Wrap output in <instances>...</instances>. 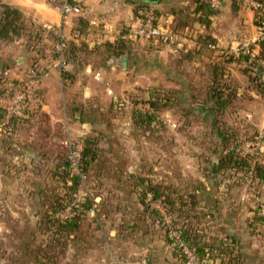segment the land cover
<instances>
[{"label":"rangeland","instance_id":"374dc122","mask_svg":"<svg viewBox=\"0 0 264 264\" xmlns=\"http://www.w3.org/2000/svg\"><path fill=\"white\" fill-rule=\"evenodd\" d=\"M243 26L242 46H218L217 50L235 55L236 50L250 49ZM27 28L24 23L18 36L0 39V62L10 65L0 69H6L10 82L24 81L11 97H1V106L9 114L28 111L10 147L5 148L0 140V264H189L184 247L190 250L194 264H199L181 237L184 229L196 233L202 242L224 245L211 258L217 263L223 258L225 264H264V182L251 173L256 162L264 165V95L251 88L246 73L230 65L224 76L230 86L225 91L233 94L236 85L238 90L221 110L218 124L224 129L260 133L253 140L250 134L244 135L237 148L241 154H252V165L248 172L233 168L212 178L208 164L217 160L213 153L217 140L200 110L213 86L209 65L222 59L217 50L212 59L194 53L187 56L191 49L177 52L174 45L182 47L180 32L178 42L171 45L139 37L143 47H154L153 53H147L139 84L123 86L117 80L118 85L111 86L101 76L100 84L82 88L78 80L63 76L66 69L50 68L56 59L57 34L31 39ZM31 65L45 72L34 94L26 90ZM52 70L60 72V79L48 85L54 78ZM152 88L162 93L157 106L149 99ZM185 89L189 96L183 102ZM134 94L141 99L136 104ZM134 107L150 111L155 118L136 125ZM82 109L96 112L92 116L96 123L88 121ZM87 137L97 141L99 158L110 165V173L104 174L106 167H92L72 190L73 177L81 173L79 162ZM232 140L238 145L236 135ZM47 157L71 162L67 181L47 172ZM6 164H10L6 168L11 170L9 176ZM40 182L47 189L45 206L39 205L42 199L36 201L32 196ZM152 186L161 191L150 192ZM59 195L69 203L76 198L79 204L83 221L73 236L59 238L54 226H38L39 215ZM167 197L183 211L172 213ZM70 205L56 216L65 219L73 210ZM220 251L227 254L221 257Z\"/></svg>","mask_w":264,"mask_h":264},{"label":"trees","instance_id":"16d2710c","mask_svg":"<svg viewBox=\"0 0 264 264\" xmlns=\"http://www.w3.org/2000/svg\"><path fill=\"white\" fill-rule=\"evenodd\" d=\"M77 1V0H73ZM264 1V0H261ZM195 2V8L193 12L189 13V15L186 17V22L185 24L189 25L190 28H194V26L199 23L201 25H208L209 24V19L210 16L215 13L213 10V7L211 6L210 0H194ZM60 3V0L58 4ZM145 3V4H144ZM143 4H138L137 7V13L139 9L145 7V6H150L144 1ZM235 6H239L241 4L240 0H234ZM82 4V3H81ZM83 8V6H82ZM83 12V11H82ZM157 12V11H156ZM80 15V14H79ZM140 17V15L138 14ZM255 20L256 24L259 26L261 22V15L260 11L256 12L255 15ZM24 23H28V28H27V37L34 39V38H44L46 35H52V33H56V38H57V43H56V59L53 62H56L58 58L60 57L61 50H60V45L62 42H65V47L63 49V55L65 60L67 61V64H69V54L73 53L76 51V49H79L80 47H76L73 44L67 43V39L63 37V33L58 31L57 29L53 28H47L44 27L43 25L36 24L33 21H29L24 13L18 9L17 7L0 2V39L6 40L12 36L19 35L20 29L23 28ZM184 23V22H182ZM183 24V25H185ZM174 31L178 32L177 29H173ZM125 40L130 41H136L140 40L139 36L136 34V32H132L131 34L129 33V36H123L122 37ZM159 43L166 44V42L163 39L157 40ZM178 42V41H177ZM124 41H119L116 43V45H112L114 49H124ZM259 44L262 48V58L255 53L253 54V49L250 47V49H243L239 50L237 54L235 55H230L226 51H222L223 53H219L220 56H222L220 61H213L211 62L210 66V71H209V77L211 78V82L213 84L211 87V94L209 95L208 98H206V105L205 107L201 108L200 112H203L204 117L209 119V127H211L210 133L214 134V138L216 141V148L213 150V153L215 154V157H217V160H212L209 161L208 168H209V174L211 177L215 178V176L221 174V173H227L229 172L230 169H244L245 172H248L252 165L253 161V156L252 154H241L239 151H237V148L241 146L242 144V138L244 139V135L250 134L249 139L253 140L257 138V135L260 133L255 129L254 132L252 131H243L242 128L240 129H230V128H222L218 124V118L221 113H223L221 110L225 109L234 94H237L238 86L234 84V89H233V94H228L225 91V87H229L230 84L226 83L227 81L225 80L224 76L228 73V70L230 69V65L233 64L234 66H241V72H244L247 74V76L250 79V84L251 88L254 89L256 88L258 91H262V95H264V77L261 75L264 73V63L263 65L260 64V72L261 74L256 70H254V66L256 65L258 59L261 58V62L264 59V37L259 39ZM174 48L177 52H182L184 53L183 50H181L180 47H176L174 45ZM81 49H84L83 47ZM112 50V48H111ZM217 50V46L214 40L209 39L206 37V35H199V37L196 39V45L193 48L192 51L187 53V56H191L193 53L198 54V55H206L207 58L214 56V52ZM259 57V58H258ZM183 59H180V61ZM260 61V60H259ZM52 62V63H53ZM232 62V63H231ZM51 63V64H52ZM180 63V62H179ZM10 66L9 64H5V62L1 61L0 66ZM50 65V64H48ZM47 65V66H48ZM28 69H31L35 72H40L42 69L41 67H38V65H31ZM163 70L168 71V68H164ZM64 71V70H63ZM6 69H0V99L2 96L6 97H11L13 94H15L14 88H20L23 84L24 81H19L16 82L13 80V82H10L9 77L5 76ZM179 72V71H178ZM63 76L66 79H71L74 77L73 74L70 73L68 69H66L63 72ZM39 88H37L35 91H33L31 94H34ZM188 89H185L184 93L181 96V100L183 102L187 101L188 98ZM160 92V91H159ZM158 92V88H152L150 93H149V99L152 103L153 106H157L159 101L161 100L160 97H162V93ZM160 95V97H159ZM133 101L139 102L140 97L139 95H131ZM173 98V97H172ZM24 104V103H22ZM112 108H115V105L112 104ZM135 109L132 112V119L134 120L135 124L140 126V125H145V123L151 122L155 118L154 114L151 113L150 111H145L142 109H138L137 107H134ZM24 111V113H23ZM21 112V113H20ZM28 111L26 109H22V111H15L9 114L8 110L6 107L1 106L0 103V140L3 144V146L10 147L12 142L15 140V133L18 130V125L21 123L23 120H25V113ZM82 115L86 114L88 117V121H91L92 123H96V121L92 118L96 114V112H92V110H81ZM92 112V113H91ZM9 116L7 117L6 115ZM27 120V119H26ZM253 126V125H251ZM252 130V127H250ZM233 134L236 135V139L238 142L235 145H233ZM243 135V136H242ZM97 141L91 139V137L85 138V149L82 152V155L80 157V162H79V167L81 170V173H78L76 177H73L75 187H70L72 190H76L75 188L79 185L80 179L83 176L84 173L89 172L92 167H100V168H105L104 169V174L105 173H110V165L107 164H102V162L106 163L105 159L100 160V149L99 147L96 146ZM26 146V145H24ZM26 147H30V145H27ZM26 147H22L23 150L25 151ZM220 148V149H219ZM9 149V148H7ZM27 152V151H25ZM7 153V151H6ZM28 153V152H27ZM29 158L33 160V156L27 154ZM47 172H52L53 175L59 178L60 176L63 178L64 181L68 180L66 172L67 167H70L69 163L71 162H65L62 159L58 160H53L51 161V157H47ZM56 159V158H55ZM53 166V168H52ZM10 164L4 165V170L6 175L11 174L9 168ZM115 167V165L113 166ZM52 168V169H51ZM251 173L257 178L260 179L261 181L264 182V165L260 161L256 162L255 167L251 169ZM59 175V176H58ZM38 189L36 188L35 192L32 194V196L37 200L42 199L39 201V205L45 206L44 198L43 195L47 192V189L45 188V185L40 182L37 184ZM145 191H147V187H144ZM150 192L156 194L159 193L161 190L158 186H152L149 189ZM60 198H57L55 202H53L50 206H48V209H45L42 211L41 215H39L38 218V226L41 224H49V227L54 226V232L61 237H69L73 236L75 232H77L80 229L81 223L83 221V217H81V211L78 209L79 204L77 202V199L75 198L74 200L76 202L74 203H69L65 197H62L59 195ZM170 196V195H169ZM169 198V197H167ZM171 198V197H170ZM170 198L168 200V206L169 210L175 214L181 213L183 211L181 208L178 209L175 206V203L170 204ZM144 199V198H143ZM73 207V210L70 212V214L65 218L62 219L60 217L56 216V213L59 211H63L66 209V206ZM192 205V204H191ZM190 205V206H191ZM194 208V207H192ZM190 209V207L188 208ZM186 212V211H184ZM171 213V214H172ZM198 213V211H197ZM196 214V213H195ZM196 233H192L188 229L182 230L181 237L185 240L187 245L194 251V255L196 256V260H198L199 264L201 262H209V264H225L224 260L222 258L220 263H217L216 261H213L214 255L219 254V250H224V245L223 244H210L208 241L206 243L201 241V239L196 236ZM60 240V239H59ZM231 244H227L226 246H230ZM223 247V248H222ZM221 248V249H220ZM221 253V251H220ZM227 253L224 251L221 253V257L225 256ZM213 260H212V259ZM236 259V258H235ZM212 260V261H211ZM231 260V259H229ZM236 260H240V258L237 256ZM238 264L239 261H238Z\"/></svg>","mask_w":264,"mask_h":264},{"label":"crops","instance_id":"0c3cea01","mask_svg":"<svg viewBox=\"0 0 264 264\" xmlns=\"http://www.w3.org/2000/svg\"><path fill=\"white\" fill-rule=\"evenodd\" d=\"M144 1L156 9L162 26L177 29L181 33L183 51L193 50L199 35H206L214 40L217 47H240L244 41V24L247 30L245 35H248L245 41L250 39L253 54L262 58L258 25L255 20L256 12L242 4L235 6L234 0H220L219 7L213 8L215 13L210 16L209 24L205 26L197 23L194 28L185 24L186 17L195 8L194 0H159L152 3L149 0H77L82 3L83 12L80 15L67 16L62 15L56 8L59 0H0L20 9L29 21L62 32L68 45L80 47L69 54L66 69L76 72L72 80L76 82L78 80L77 83L83 86L82 88L87 84L94 86L100 84L98 83L100 80L96 78L97 74L102 76L101 79H106L105 83L111 86L112 84L117 86V80H121L123 86H136L140 83V71L147 65V53H153L154 47H143L140 40L128 42L122 37L129 36V33L135 32L139 27L137 7ZM212 26H215V29ZM119 41L125 42L124 49H114L112 46ZM82 47L84 49H81ZM217 51L220 53L224 50ZM261 58L253 68L260 74L262 69L259 66L264 63V59L261 62ZM240 69V65L234 67V71ZM131 71L132 73L137 71V74H132ZM51 73L54 78L47 83L48 85L54 83L58 76L60 79L61 75L55 70ZM261 75L264 77V73ZM151 80L149 84L152 83ZM255 227L253 229L257 230Z\"/></svg>","mask_w":264,"mask_h":264},{"label":"built area","instance_id":"2783aa9c","mask_svg":"<svg viewBox=\"0 0 264 264\" xmlns=\"http://www.w3.org/2000/svg\"><path fill=\"white\" fill-rule=\"evenodd\" d=\"M241 4L253 11H260L261 22L258 26L259 38L264 37V1L261 0H240ZM211 6L213 8H218L220 5V0H210ZM56 8L62 13V15H79L82 13L83 8L80 2L73 0H60V3ZM138 14L140 15L139 20L140 24L136 34L141 38L147 39H163L166 43H176L179 40V34L171 28L162 26L159 21V15L156 12L154 7L145 6L139 9ZM63 37H65L63 35ZM65 42H62L60 45L61 54L58 60L50 65V68H56L61 71L67 68L66 60L63 55V49L65 47ZM29 79L27 80L26 90L30 93L35 91L41 82V79L45 72H35L31 69L28 70ZM97 79H100V74L96 75ZM185 252L189 255V264H194L195 259L193 258L190 250L187 247H184Z\"/></svg>","mask_w":264,"mask_h":264},{"label":"water","instance_id":"95a60500","mask_svg":"<svg viewBox=\"0 0 264 264\" xmlns=\"http://www.w3.org/2000/svg\"><path fill=\"white\" fill-rule=\"evenodd\" d=\"M149 1L152 3V2H158L159 0H149ZM145 264H148V261H146Z\"/></svg>","mask_w":264,"mask_h":264}]
</instances>
